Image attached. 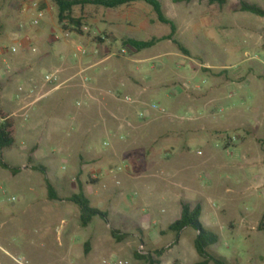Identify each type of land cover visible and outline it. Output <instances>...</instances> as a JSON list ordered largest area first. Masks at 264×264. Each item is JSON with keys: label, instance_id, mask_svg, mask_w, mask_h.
I'll use <instances>...</instances> for the list:
<instances>
[{"label": "rangeland", "instance_id": "obj_1", "mask_svg": "<svg viewBox=\"0 0 264 264\" xmlns=\"http://www.w3.org/2000/svg\"><path fill=\"white\" fill-rule=\"evenodd\" d=\"M25 1L0 0V107L16 126L3 158L18 169L0 166V264H142L157 250L160 264L199 263L197 232L167 230L182 203L201 204L202 227L219 237L211 255L264 264V18L240 10L264 0H157L189 56L168 40L123 46L171 33L144 2L74 7L81 36L59 25L53 0L23 14ZM46 177L108 222L83 228L78 206L47 199Z\"/></svg>", "mask_w": 264, "mask_h": 264}, {"label": "trees", "instance_id": "obj_2", "mask_svg": "<svg viewBox=\"0 0 264 264\" xmlns=\"http://www.w3.org/2000/svg\"><path fill=\"white\" fill-rule=\"evenodd\" d=\"M57 9H58V22L60 26H63V22L65 20L70 21L76 29L74 32L79 35H83V30L81 28V24L79 20H74L71 18V12L74 7H84L86 5L104 7L107 9H115L122 6H129L136 2H144L150 6H152L157 20L160 23L166 24L170 26L171 33L168 36L162 38H152L148 41H138L134 39H127L123 41L124 47H129L130 49L140 52L142 50H146L154 47L156 44L168 40L177 46V48L185 55L189 56V51L180 44L176 39L175 35L177 33L176 25L168 20L162 13V6L157 0H53ZM174 4L186 3L190 4L194 1L199 2H208L210 5L217 4L220 7H223L227 4V0H172ZM240 10L242 12L250 13L256 15L258 17L264 18V9L250 4L246 1L240 2ZM63 26V30H64ZM98 41L101 42V39L98 38ZM16 135V126L14 118L11 114H8L0 107V166L4 169L10 170L12 174H16L17 168L11 167L4 161L3 155L6 150H9L13 147L15 142ZM28 162L31 165L32 170L40 171L44 175L46 174V168L41 165H33V160L31 154L28 158ZM91 184L98 183L97 180H90ZM45 185L47 190V199L49 201H59V202H71L78 206L80 210V224L83 228L88 227L95 217H101L106 222L107 216L105 213L91 207L90 201L84 194L80 193L79 195L74 194L69 198H61L58 196L55 188L50 183L49 179L45 178ZM202 215V206L201 204H197L195 206L190 205L189 203H182L181 205V215L178 220L170 224L167 228L169 232H173L178 237L180 233L186 228H193L197 232V237L194 241V247L198 254V256L202 259L201 262L196 264H227L222 259L211 255L208 252V249L219 242V237L213 232L206 230L202 227L200 223V218ZM264 215L263 219L258 227V230L264 231ZM111 237L118 243L124 241L128 238L127 234H120L117 230L111 229L110 231ZM86 254L89 252V243L86 244ZM163 255V250H157L154 252H148L146 255L140 256L137 255V258L142 261V264H160V258Z\"/></svg>", "mask_w": 264, "mask_h": 264}, {"label": "built area", "instance_id": "obj_3", "mask_svg": "<svg viewBox=\"0 0 264 264\" xmlns=\"http://www.w3.org/2000/svg\"><path fill=\"white\" fill-rule=\"evenodd\" d=\"M36 6H37V5H35V7H36ZM20 11H21L22 13H25V12L27 11V9L25 8L24 5H22V6H20ZM37 12H38V15H37V19H36V21L34 22L35 25H37V24L39 23V20L43 17V10H37ZM84 30H86V28H84ZM15 51H16V50L13 49V52H15ZM78 52H79L80 54H83V55L87 54L86 51H85L83 48H78ZM122 52L125 53L126 51L123 50ZM57 75H58V74H57ZM57 75H56V74H53V75H47V76L45 77V81H46L47 83H53V82H56V81H58V77H57ZM125 101H126V102H131V99H130L129 97H126ZM152 109H156V106H153ZM139 117L144 119V118L146 117V112H140V113H139ZM105 145H106V144H105ZM119 170H121V169H119ZM140 250H143V247H141Z\"/></svg>", "mask_w": 264, "mask_h": 264}, {"label": "crops", "instance_id": "obj_4", "mask_svg": "<svg viewBox=\"0 0 264 264\" xmlns=\"http://www.w3.org/2000/svg\"><path fill=\"white\" fill-rule=\"evenodd\" d=\"M39 1V0H26L25 1V3H26V5H24L25 6V8L27 9V11H29L31 8H35L34 6L37 4V2ZM43 6H45L46 8H48L49 7V1L48 0H45L44 1V3L42 4ZM26 11V12H27ZM25 12V13H26ZM24 14V13H23ZM68 68V67H67ZM68 69H70V67L68 68ZM63 73H65V70L64 69H62L61 70ZM70 71V70H69Z\"/></svg>", "mask_w": 264, "mask_h": 264}]
</instances>
